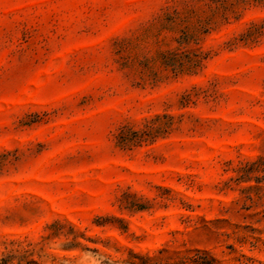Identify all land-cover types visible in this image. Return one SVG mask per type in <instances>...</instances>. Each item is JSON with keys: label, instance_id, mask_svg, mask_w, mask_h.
Instances as JSON below:
<instances>
[{"label": "rangeland", "instance_id": "1", "mask_svg": "<svg viewBox=\"0 0 264 264\" xmlns=\"http://www.w3.org/2000/svg\"><path fill=\"white\" fill-rule=\"evenodd\" d=\"M0 264H264V0H0Z\"/></svg>", "mask_w": 264, "mask_h": 264}]
</instances>
